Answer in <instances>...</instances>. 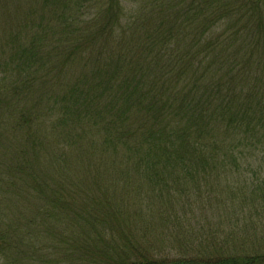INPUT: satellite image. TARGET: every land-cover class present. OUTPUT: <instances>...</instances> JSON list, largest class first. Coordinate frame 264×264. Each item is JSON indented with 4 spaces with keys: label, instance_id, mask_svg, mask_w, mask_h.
I'll list each match as a JSON object with an SVG mask.
<instances>
[{
    "label": "trees",
    "instance_id": "obj_1",
    "mask_svg": "<svg viewBox=\"0 0 264 264\" xmlns=\"http://www.w3.org/2000/svg\"><path fill=\"white\" fill-rule=\"evenodd\" d=\"M4 1L3 240L45 235L72 264H264V176L233 185L219 160L264 147V0ZM108 188L118 209L94 216Z\"/></svg>",
    "mask_w": 264,
    "mask_h": 264
},
{
    "label": "rangeland",
    "instance_id": "obj_2",
    "mask_svg": "<svg viewBox=\"0 0 264 264\" xmlns=\"http://www.w3.org/2000/svg\"><path fill=\"white\" fill-rule=\"evenodd\" d=\"M5 1H0V28H3L0 32V39L4 37V35H11L13 33L12 30H10L11 25L14 24V20L10 19V16L13 17V13L8 16V13H11V9L6 12L7 8H12L16 11L15 6H8L6 7ZM126 5V3H124ZM14 11V12H15ZM18 20L17 18H14ZM7 31V32H6ZM22 34H20L18 37L20 38ZM117 35V34H116ZM24 40V39H23ZM3 57V56H1ZM1 74L2 71L0 70ZM0 74V75H1ZM7 132H5V135L8 133L10 136V132L8 128L5 129ZM14 137V136H12ZM12 140V139H10ZM12 144V142H11ZM235 151L236 157H223L219 156V160H225V161H234L236 162L234 166H232V178L233 179V185L236 184V182L244 181L246 178H248L247 182L251 181L250 179L259 178L261 176H264V147L260 144H254L253 147L247 148L243 143H238L236 147L233 149ZM248 151V152H247ZM245 152V154H243ZM243 154V155H242ZM229 158V160H228ZM125 167V168H124ZM120 169H125L129 172L128 165H120L118 166ZM213 174L219 173V168H214ZM115 172L107 171V176H111ZM264 178V177H262ZM230 180V181H231ZM226 181L221 180V185H225ZM137 188L143 192L147 190V186L143 184L141 186L139 183L136 184ZM111 188V187H109ZM108 190H105L103 196H99L100 200H93L90 208L95 205L96 209L94 211V216H97L100 212H102V208L110 206L112 208V211H117L118 204L115 201H109L111 197V192H108ZM138 203V200L135 201L131 208H134ZM137 208H141L139 205H137ZM146 208V207H144ZM149 209V214H152L155 210H153L152 206L147 207ZM156 209V205L154 207ZM121 212H123V209H121ZM248 209L244 211V213H241L240 215V223L246 218L249 217ZM261 218L264 219V213L260 214ZM245 216V218H243ZM119 219H126V216L124 215H118ZM251 217L253 219L256 218V214L254 212H251ZM248 227V225H247ZM253 226H250L248 228H252ZM260 227V226H259ZM23 230H26L23 228ZM4 236L0 235V248L2 249V252H0V264H72V256L74 254L73 249L70 248L68 250L65 249V246L63 243L59 245V242L56 240L48 239L45 235L43 236L44 241H42L41 246L37 247H31V243H28V239L24 240L22 239V242H20V239H17L16 235L15 237H7L5 240H3ZM27 238V237H26ZM3 240V241H2ZM11 240V241H10ZM166 245L165 247L169 246L168 243H164ZM157 245V240H154L152 242V246L154 247ZM60 246V248H59ZM64 246V250L61 248ZM172 246V244H171Z\"/></svg>",
    "mask_w": 264,
    "mask_h": 264
}]
</instances>
